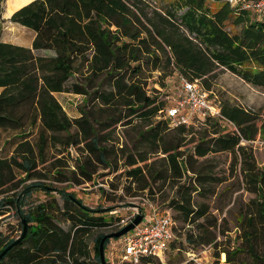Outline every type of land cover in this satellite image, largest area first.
Instances as JSON below:
<instances>
[{
	"label": "trees",
	"instance_id": "obj_1",
	"mask_svg": "<svg viewBox=\"0 0 264 264\" xmlns=\"http://www.w3.org/2000/svg\"><path fill=\"white\" fill-rule=\"evenodd\" d=\"M30 1L16 0V6L26 5L9 21L34 32L32 46L0 40V141L2 135L8 137L0 146V194L22 185L21 192L0 198V217L15 210L20 228L16 236L0 233V253L21 236L23 222L27 226L26 236L0 264H101L98 245L106 235L102 231L113 223L114 218L105 214L115 213L112 209L89 208L74 194L40 182H15L23 174L27 179L35 177L49 147L61 145L76 149V156L69 157L72 167L81 181H92L93 170L86 169L89 162L82 163L80 156L87 152L98 164L106 165L109 152L100 148V141L107 140L109 134L99 138L96 124L103 129H129L136 134L133 145L148 147L137 157L125 156L126 167H134L126 171V180L132 183L142 182L143 170L136 165L145 163L146 153L156 149L167 158L176 178L185 173L187 160L229 153L239 167L245 191L254 197L243 205L237 218L234 240L239 243L228 238L227 247L214 255H224L226 264H264V169L256 165L251 148L244 145L256 139L262 126H257L246 109L224 102L222 118L207 120L199 128L204 133L211 130V138L202 132L197 136L194 127L179 125L175 127L179 135L175 146H167L164 131L170 126L163 115L174 93H150L145 86L149 75L157 73L156 83L163 89L166 80L177 75L198 81L210 91L212 79L221 70L264 92V11L257 14L247 7L253 0H238L233 5L228 0H212L213 7L207 0H165L164 6L155 0ZM55 93L86 97L87 110L69 117ZM182 153L185 159H180ZM196 179L203 180L201 176ZM207 179L214 180L211 176ZM39 191L50 199L35 204L33 194ZM53 191L61 205L50 196ZM193 191L200 193L188 184H178L169 200L167 208L176 213L173 230L176 221L191 224L196 230L185 234L191 249L205 245L219 248L222 244L216 242L212 231L216 219L206 204L192 200ZM123 217L116 216L118 224ZM94 232L90 248L88 237ZM119 240H105L107 264L112 244L119 253ZM173 241L174 237L168 248ZM159 262L142 258L140 264Z\"/></svg>",
	"mask_w": 264,
	"mask_h": 264
},
{
	"label": "rangeland",
	"instance_id": "obj_2",
	"mask_svg": "<svg viewBox=\"0 0 264 264\" xmlns=\"http://www.w3.org/2000/svg\"><path fill=\"white\" fill-rule=\"evenodd\" d=\"M160 6H164L165 0H155ZM208 4L213 7L212 0H207ZM238 1V0H234ZM12 2V1H11ZM10 2H8L9 4ZM5 0L0 1V16L4 13ZM146 79V88L150 93L157 91L159 93L169 90L177 94L178 76L174 75L166 80V89L160 87L156 83L158 74L153 73ZM211 94L216 100L222 104L229 102L238 105L249 111L255 117V123L258 127L262 126V132L257 135L256 139L244 145L249 146L253 153L256 165L264 169V92L260 89L251 86L235 75L226 72L218 71L212 79ZM172 97V98H174ZM166 97H163L165 99ZM86 97L78 95L64 96L59 98L65 112L69 116H76L81 109H85ZM173 100V99H172ZM159 117L157 120H160ZM103 120V117L99 121ZM96 132L99 138L108 135L107 140L100 141V148H106L109 152L106 158V165H100L94 158L83 153L82 163L88 160L87 170L92 174V181H81L78 171H74L70 156H76V149L72 146L65 148L64 145L57 147H49L45 162L38 164L35 172V177L27 179L23 174L15 179L25 180L24 185H32L40 182L44 186L62 190L66 193H72L75 197L81 199L82 203L89 208H98L103 212L105 209H112V225L103 230L105 234L114 232L118 229L116 216H126L135 211H142L147 213L148 206L151 205L159 210H169L167 208L168 202L174 197L178 184H188L200 191L192 192V200L196 204H206L209 208V213L216 219V227L212 230L216 234V242L222 245L219 248H214L213 245L199 246L191 249L185 240V234L188 231H195V227L191 224L176 221V226L173 230L174 241L163 256V261L159 264H226L224 255L220 254L217 258L214 253L220 248L227 247V239L231 238L236 244L238 240H234L238 234L237 218L240 210L249 199L253 198V194L245 191L243 187L242 176L239 173V167L235 166L234 160L227 152L207 155L198 160H187L185 173L180 178L173 176L169 169L167 158L160 152V150L153 153H146L148 160L145 163H139L136 166L141 167L144 174V179L141 183H132L126 180V171L134 167H126V155L132 154L137 157L138 152H147L148 147L134 144L135 133L130 132L121 126L110 127L103 129L99 124L95 125ZM144 128V127H143ZM200 127H194L197 136L205 134L207 138H211V133H204ZM143 130V129H142ZM165 143L167 146H175L176 139L179 135L175 131V127H169L164 131ZM13 134L10 133V136ZM36 135L31 138L34 143ZM8 137L2 135L0 146L7 140ZM7 143V141H6ZM192 144L187 145L190 147ZM83 147V145H81ZM185 147L179 151L183 152ZM185 159V154L180 157ZM83 165V164H82ZM57 173L64 177L57 176ZM201 176L203 180L196 179ZM211 176L214 180H208ZM63 179L57 181V179ZM68 179V180H67ZM74 179H78L81 183L77 184ZM201 181L202 184L199 183ZM143 185L146 189H143ZM148 187V188H147ZM22 190V185L15 187L2 196L11 197ZM55 196L59 205L62 204L58 195ZM34 203H41L50 199L42 191L34 192ZM15 210L6 212L0 217V233L5 236H16L19 232L17 224V217L14 214ZM170 211L173 217L176 213ZM199 220L198 222H202ZM97 232L92 233L88 237V244L92 247V240ZM117 263V260H116Z\"/></svg>",
	"mask_w": 264,
	"mask_h": 264
},
{
	"label": "built area",
	"instance_id": "obj_3",
	"mask_svg": "<svg viewBox=\"0 0 264 264\" xmlns=\"http://www.w3.org/2000/svg\"><path fill=\"white\" fill-rule=\"evenodd\" d=\"M228 2L232 5L236 3L234 0ZM247 7L261 14L264 11V0H253ZM163 117L170 127H201L207 120L222 118L221 104L198 81L192 82L178 76L177 94L172 104L165 109ZM137 214L143 215L142 221L132 231L120 237L118 254L112 244L107 256L109 264H140L142 258L163 261L168 243L174 237L175 222L170 211H161L149 205L147 213L135 211L123 217L118 229L130 223Z\"/></svg>",
	"mask_w": 264,
	"mask_h": 264
},
{
	"label": "crops",
	"instance_id": "obj_4",
	"mask_svg": "<svg viewBox=\"0 0 264 264\" xmlns=\"http://www.w3.org/2000/svg\"><path fill=\"white\" fill-rule=\"evenodd\" d=\"M8 2H10V3L7 4V7H6V4H5L6 12H5V7H4V13L2 14V16H0V40L2 42H5V43H10V44H13V45L30 48L32 46L33 38H34V35H35L34 32L32 30L28 29V28H25V27H22L20 25L11 23L9 21L11 15L17 9L23 7L26 4H23V5H20V6H16L15 5L16 0H10ZM5 3H6V0H5ZM38 54L43 55L44 52H38ZM1 91H2V88H0V93H1ZM68 95H74V94H71V93H55L54 97L60 103L59 98L63 99L64 96H68ZM76 116H69V117L73 118V117H76Z\"/></svg>",
	"mask_w": 264,
	"mask_h": 264
},
{
	"label": "water",
	"instance_id": "obj_5",
	"mask_svg": "<svg viewBox=\"0 0 264 264\" xmlns=\"http://www.w3.org/2000/svg\"><path fill=\"white\" fill-rule=\"evenodd\" d=\"M33 1V0H32ZM31 1V2H32ZM30 3V2H29ZM143 219V215L142 214H137L134 219L128 223L127 225H125L124 227L120 228L119 230H117L116 232H112L110 234H106L101 241L99 242L98 245V254H99V260L101 264H107L105 261V257H104V242L106 239H110V238H120L121 236L127 234L128 232L132 231ZM23 229H22V233L21 236L19 238H17L13 243H11L9 246H7L1 253H0V260L4 257V255L14 246H16L17 244L20 243V241L26 236L27 233V226L25 224V222H23Z\"/></svg>",
	"mask_w": 264,
	"mask_h": 264
}]
</instances>
